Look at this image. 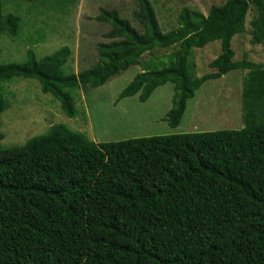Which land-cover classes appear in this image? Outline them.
Returning a JSON list of instances; mask_svg holds the SVG:
<instances>
[{"label":"trees","instance_id":"1","mask_svg":"<svg viewBox=\"0 0 264 264\" xmlns=\"http://www.w3.org/2000/svg\"><path fill=\"white\" fill-rule=\"evenodd\" d=\"M5 1L0 35L15 36L22 18L5 12ZM136 1L141 29L115 8L100 10L110 40L97 44L92 66L66 71L67 45L39 57L28 49L23 61L0 63V83L36 79L73 117L74 89L101 86L145 52L174 47L161 68H143L119 97L145 102L172 82L164 120L175 128L202 84L246 69L244 125L95 142L56 123L7 147L0 131V264H264V64L234 60L231 47L251 4L252 43L264 42V0H226L207 14L185 6L167 31L150 0ZM214 40V70L197 76L193 49ZM7 107L0 92V123Z\"/></svg>","mask_w":264,"mask_h":264},{"label":"rangeland","instance_id":"2","mask_svg":"<svg viewBox=\"0 0 264 264\" xmlns=\"http://www.w3.org/2000/svg\"><path fill=\"white\" fill-rule=\"evenodd\" d=\"M226 0H150L162 30L176 25L177 14L188 6L207 14L210 7ZM115 8L133 26L141 29L133 18L136 0H6L5 12L22 18V26L15 36L0 35V63L20 62L28 49L36 56L51 54L67 45L71 54L64 65L75 73L98 61L97 44L107 42L111 24L96 19L101 9ZM257 14L250 5L245 30L233 36L231 47L234 60L246 59L264 64V42L252 43L249 25ZM174 47L154 48L140 56L138 65L112 76L95 88L72 91L76 114L68 117L51 94L40 90L36 79L14 77L0 83L8 107L1 114L0 131L3 146L22 145L29 138L45 133L56 123L82 132L95 142L115 141L149 135H163L192 131L241 128L245 120V101L242 96L246 69H235L217 79L206 81L188 99L179 126L170 127L164 120L172 105L173 83L157 87L141 102L138 94L120 98L121 90L143 68H161ZM220 40L201 48H194L190 60L197 76L212 72L208 64L219 54Z\"/></svg>","mask_w":264,"mask_h":264}]
</instances>
